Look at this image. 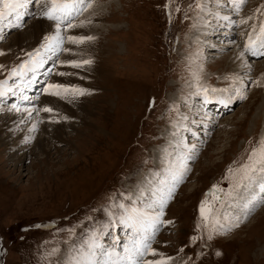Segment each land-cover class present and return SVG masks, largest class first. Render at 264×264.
<instances>
[{
    "label": "rangeland",
    "instance_id": "obj_1",
    "mask_svg": "<svg viewBox=\"0 0 264 264\" xmlns=\"http://www.w3.org/2000/svg\"><path fill=\"white\" fill-rule=\"evenodd\" d=\"M204 3L202 11L197 0H98L80 16L88 24L72 33L62 30L69 51L58 53L59 59L49 55V64L35 72L57 66L56 72H47L42 81L35 72L9 78L11 69L37 50L14 46L10 39L39 16V8L29 6L22 22L7 16L0 31V81L7 79L12 89L0 96V108L16 104L39 116L32 139L16 145L18 156L29 145L21 160L11 159L15 138L7 144V131L0 136V264H58L94 235L105 244L117 236L127 243L135 234L119 223L124 214L119 205L151 211V193L171 185L182 161L190 171L164 209L163 219L173 223L157 234L155 249L173 258L169 264H264V203L244 219L241 200L215 232L203 225L200 213L214 184L225 182L226 192L231 190L229 167L246 163L264 138V57L239 58L252 26L259 31L264 23V0H247L238 15L215 0ZM223 15L238 26L226 27L218 18ZM67 33L94 39L74 45ZM83 60L91 63L81 68L67 63ZM48 75L53 84L60 80L86 92L43 94ZM236 76L243 85L228 79ZM197 83L228 91H210L205 103L203 94H195ZM235 88L247 99L219 103L218 97L235 96ZM43 107L54 111H35ZM5 113L0 110V126ZM31 124L26 120L21 132ZM48 131L54 137L45 141ZM34 139L44 141L43 147ZM194 236L202 238L192 243Z\"/></svg>",
    "mask_w": 264,
    "mask_h": 264
},
{
    "label": "snow or ice",
    "instance_id": "obj_2",
    "mask_svg": "<svg viewBox=\"0 0 264 264\" xmlns=\"http://www.w3.org/2000/svg\"><path fill=\"white\" fill-rule=\"evenodd\" d=\"M98 0H0V21H3L9 15H15L18 21L22 22V17L27 13L29 6H36L39 8L40 17L45 18L55 23V33L48 35L44 38L45 42L41 45L45 53H50L52 56H56L58 53L69 51L63 47L65 37L61 35L62 30L67 31L84 25V20H79L78 17L83 13L93 9ZM171 2V0H170ZM213 0H207V3H212ZM247 0H215V3L225 7L231 8L237 15L241 11L243 5ZM197 8L202 11L206 10L204 0H197ZM23 10V11H22ZM180 11L179 8L176 9ZM259 11V9L257 10ZM35 17V13H32ZM229 23L226 27L238 26L236 21L231 18L230 15H223L218 17ZM248 19H252L249 17ZM91 23V21H88ZM247 20H240V24H246ZM15 27H20V23ZM2 31V30H0ZM4 39L3 35H0V40ZM66 39L73 43H83L85 40H92L94 37H78L69 35ZM251 57H264V23H261L259 31L256 26H252V32L249 33L247 42L244 44V50L239 53V58H244L245 54ZM3 54V53H0ZM28 61H25L18 68L11 69L10 77H23L28 72H35L38 68L43 67L45 58L41 51L37 49L34 53H28ZM63 63V62H62ZM72 67L81 68L84 65L90 64V60L83 61H68ZM251 70L250 64L247 62L243 65ZM4 68L0 65V69ZM49 73L52 69H48ZM57 75H68V73L58 72ZM197 81L199 76H196ZM235 81H240L241 85L244 81L239 77H229ZM8 80L0 81V85H7ZM258 84V81L256 82ZM198 91L196 95L203 94L204 102L208 103L209 92H227L228 89H216L202 87L197 83ZM11 88L0 89V96H4L7 92H10ZM47 94L53 96H66L71 94L84 95L86 90L81 88L67 87L61 84H48L44 90ZM235 96H229L227 101L220 99L219 103L227 106L232 103L234 99H247L242 88L234 89ZM22 100H28V96H22ZM154 102V101H153ZM13 111H21L16 104H12L11 109ZM27 111V109H25ZM37 112H53L51 107H43L42 109L35 110ZM32 112L28 111V116L31 118ZM36 125H33L35 129ZM196 145H191V149H195ZM186 159H192L189 155ZM190 171L187 163L182 161L171 177V185L164 189H157L152 192L153 197L150 202L147 203V208L151 211L144 209L131 208L128 209L124 204H120L119 207L124 209V214L119 217V223L126 225L135 234L133 238L127 243L121 244L120 237H114L111 244L103 243L97 235L91 236L88 240L83 242L79 246H74L61 262L58 264H169L170 260H173L171 256L165 253L158 252L157 249L152 247V243L155 241L157 234L166 225H170L172 221H165L163 219L164 209L169 200L172 199L173 194L177 186L185 179V173ZM229 177H231L235 184L230 191L224 192L221 185L215 184L206 193L205 199L202 200L200 205V213L203 220V225L209 227L212 232H215L218 228L224 227L221 223L223 220H228L231 216L229 209L236 208L239 210L241 200L245 201L242 212L243 218L247 219V214L257 206L259 203H264V138H260L256 145L252 148L247 157V162L240 165L238 168L228 169ZM227 178V177H226ZM247 192L248 196L245 197L242 193ZM140 196L143 197L144 193L141 192ZM239 221V217L236 218ZM239 223L232 224L231 227H238ZM201 227V225H197ZM228 230H231L230 228ZM202 237H191V242L195 243L197 239ZM209 240L213 239V234H209L207 237ZM183 251V249H181ZM219 255V253H217ZM151 255L153 257H159L158 259L146 260L145 257Z\"/></svg>",
    "mask_w": 264,
    "mask_h": 264
},
{
    "label": "bare ground",
    "instance_id": "obj_3",
    "mask_svg": "<svg viewBox=\"0 0 264 264\" xmlns=\"http://www.w3.org/2000/svg\"><path fill=\"white\" fill-rule=\"evenodd\" d=\"M37 11H38V9H37ZM38 13H39V16L37 18H34V19L30 20L29 25L28 26H25V30L24 31H17V32L13 33V35H12V37L10 39L11 40L10 42L11 43H15L14 46H16L18 44H23L25 46L31 47L33 49V51H34L35 49H38V47H41V44L45 42L44 38L46 36L52 35V34L55 33V26H54L55 23H53L52 21H49V20H46V19L40 17V12H38ZM82 17L81 18L79 17L77 20L78 21L79 20H82ZM216 19H218V18H216ZM6 20L7 19H5L3 21H0V30H1V27L2 28H6V24L4 22ZM220 22L223 23V24H225V25H227L229 23L228 21H224L222 19H220ZM86 23H85V25H86ZM221 23H218V25H221ZM52 24H53V27H52ZM68 32L72 33V31H70V30H68ZM70 33H67V34L70 35ZM79 44L80 43L74 44V45H79ZM242 48L244 49V44H242ZM42 53H44V52H42ZM49 55H50V53H44L43 57L45 58V61L46 60L47 61L49 60V57H50ZM47 61L44 63L43 67L39 68L38 70L41 71L42 69H44L45 64H49V62H47ZM239 70H240V68H239ZM47 72H49V71L47 70ZM47 72L45 74L42 72L44 75L43 74H41V75L40 74H36V72H35V74L37 75V78L41 79V81H42V79H43L42 77H44L47 74ZM231 76H232V74H231ZM32 77H33V79H35L34 76H32ZM3 88L4 89H7V86L6 85L5 86H1L0 85V89H3ZM9 88L12 89V86L9 87ZM218 98L221 99L222 97H218ZM19 108H21V111H19V112L10 110L11 107H8V106L7 107L0 108L1 112H6L4 115H2L3 117H5V119H3V120H5V122L3 121L4 123L0 126V136H1L2 132H6L7 131L6 133H8L9 136L8 137H4V139H5L4 140V143L6 142V140H8L7 141V144L9 142H11L10 141L11 137L12 138H15V140H13L14 141L13 145H11L13 147V149H14L13 150L14 152L11 155V159L13 161H16L17 159L18 160H21L22 157H25L27 155L26 154V149H28V146L29 145L27 147H24L23 149H21V150H23V152H22V154L20 156L17 155L18 152L15 150V148H16V145L17 144H22V143L27 144L26 142H29L32 139V137L35 135L36 132L33 129V125L35 124L36 127H37V124L36 123H37V119H38V116H39V115H33V113H32L31 118H29L28 112L25 111V110H23V107L22 106H19ZM29 109H31V111H32V108H29ZM9 114H10V116H9ZM26 120H29V122H32V124L30 125L29 129H27L25 132H21L22 126H20V125L23 124L24 122H26ZM59 128H60L59 126L56 127V129H57V133L56 134L57 135L59 134V131H58ZM43 131L45 132V130H43ZM47 134L48 135H46L45 138H44L45 141L46 140L49 141L50 138L52 139L54 137V135H52L49 131H48ZM35 142L40 147H43V144L45 143L44 141H41V142L37 143L38 142L37 139L35 140ZM8 149L11 150L12 148L9 146ZM40 149L43 150V151H46L45 148H40ZM27 152H28V150H27ZM263 250H264V248H263Z\"/></svg>",
    "mask_w": 264,
    "mask_h": 264
}]
</instances>
